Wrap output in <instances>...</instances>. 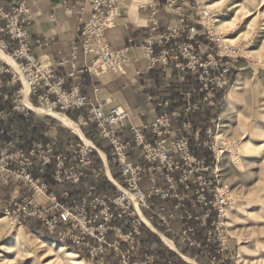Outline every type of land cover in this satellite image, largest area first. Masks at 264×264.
<instances>
[{"label":"built area","instance_id":"2783aa9c","mask_svg":"<svg viewBox=\"0 0 264 264\" xmlns=\"http://www.w3.org/2000/svg\"><path fill=\"white\" fill-rule=\"evenodd\" d=\"M88 2L91 15L78 37L83 53L92 57L60 76L30 50L26 0H0V50L18 67L0 58V187L8 192L0 196V209L17 225L35 219L57 242L75 247L92 259L113 255L115 264H158L144 248L142 225L148 227L125 190L134 195L145 216L147 198H173L176 217L183 223L179 230L182 239L189 247L211 255V264H222L219 255L225 238L217 218L228 195L219 185L216 164L226 150L225 143L217 137L219 119L197 122L196 115L203 106L212 109L220 90L231 85L232 62L241 48L221 42L212 34L209 27L215 15L197 1L177 4L166 0L162 8L176 22L156 35L158 23L151 18L143 53L147 70L165 73L169 79L173 73L178 75L173 89L170 83L166 85L165 94L156 101L162 112L151 123L135 127L122 107H107L106 102H93L81 93L83 75L119 70L129 51L128 46L111 50L106 40L108 27L122 13L117 0ZM151 7L153 17L158 9ZM75 56L73 50L71 59ZM65 79L73 82L68 89ZM23 81L30 86L28 98L36 106L61 112L87 110L88 115L79 116L78 124L93 123L97 142L108 144L111 165L121 177L113 178L121 189L107 176L117 190L99 191L96 181L81 189L94 163L93 152H97L82 140L72 143L65 139L60 149L54 139L25 143L18 129L8 131L9 116L32 112L22 104ZM125 128L131 132V140L118 135ZM96 157L105 171L98 152ZM147 218L152 224L153 220ZM199 228L202 233H198Z\"/></svg>","mask_w":264,"mask_h":264},{"label":"rangeland","instance_id":"374dc122","mask_svg":"<svg viewBox=\"0 0 264 264\" xmlns=\"http://www.w3.org/2000/svg\"><path fill=\"white\" fill-rule=\"evenodd\" d=\"M188 1H197L214 13L215 21L209 29L215 37L241 48L238 57L232 62L231 85L220 90L212 109L203 106L196 115L197 122L214 117L219 119L217 137L222 139L226 149L218 154L216 164L219 185L228 195L222 214L217 218L225 238L224 250L219 257L223 260L222 264H264V0ZM238 77L243 78L238 84L239 98L234 108L221 116L225 95L234 89ZM28 116L32 120V127H36L41 135L39 140L46 142L54 139L60 149L65 139L72 143L76 139L80 142L76 132L65 128L54 118V121L47 119L51 116H39L33 111ZM67 157L71 162L74 161L69 154ZM101 164V168L95 164L92 168L97 175L107 179L108 167L105 165L104 171L102 161ZM112 187L117 190V186L112 184ZM175 202L173 198L153 196L147 198L148 208L144 209L147 217L166 228L174 242L154 227L151 230L159 233L165 246L168 247L163 237L170 240L176 248L173 251L182 256L187 264H211V255L201 248L189 247L182 239L179 230L183 223L176 217ZM161 207L164 210L160 211ZM198 233H202L200 228ZM16 236L18 241H15ZM51 241L74 253V258L70 260L81 261L80 264H103L107 257L113 263L116 261L113 255L92 259L75 247L57 242L35 219H27L22 225H17L13 218L0 209V264H71L69 258L57 254L50 246ZM188 248L193 256L190 259L194 262L188 261L186 258L189 256L182 254Z\"/></svg>","mask_w":264,"mask_h":264},{"label":"crops","instance_id":"0c3cea01","mask_svg":"<svg viewBox=\"0 0 264 264\" xmlns=\"http://www.w3.org/2000/svg\"><path fill=\"white\" fill-rule=\"evenodd\" d=\"M175 1L181 4L188 0ZM165 2L166 0H117L122 13L108 27L106 40L111 50L128 46L127 61L117 71L82 76L83 95L93 102H106L107 107H122L129 115V123L139 128L151 123L162 112L156 107V101L165 94L166 85L170 83L169 88L173 89L178 75L173 73L169 79L170 76L165 73L147 70V60L143 53V46L150 33L148 27L151 18L158 23L156 35L176 22V18L162 8ZM26 3L25 27L30 50L37 59L52 66L58 75L66 76L73 66H81L92 57L83 53L78 37L82 24L91 15L88 0H26ZM151 6L158 9L153 17ZM185 11L188 13L189 8ZM73 50L76 52L75 59H71ZM155 50L157 53V49ZM72 83L70 79H65L64 87L68 89ZM76 111L77 123L79 116L85 118L88 115L87 110ZM81 128L94 132L97 140L93 123L80 126ZM118 135L122 140L132 139L127 128L120 130ZM104 145L109 148L107 143ZM135 151L136 149L131 150L132 153ZM3 190L0 187V196L6 195Z\"/></svg>","mask_w":264,"mask_h":264},{"label":"trees","instance_id":"16d2710c","mask_svg":"<svg viewBox=\"0 0 264 264\" xmlns=\"http://www.w3.org/2000/svg\"><path fill=\"white\" fill-rule=\"evenodd\" d=\"M76 110L68 109L64 111L63 113L66 114L69 118L76 121L77 120V114L74 112ZM209 116V112H207ZM47 119H50L52 121L53 118L47 117ZM33 123L31 118L29 116H24L20 113H13L11 116H9L6 127L8 131L12 132L15 129H18L22 134V141L25 143H31L33 141H37L41 139V135L39 136V133L37 132V128H33ZM85 137L95 143L97 147L105 152L107 154L108 160L110 162V169L113 177L116 180H120V174L119 172L111 165V158L109 154L108 147L104 144H100L97 142L96 138L94 137V132H91L90 130H87L86 128H81ZM90 129V127H89ZM77 140V139H76ZM202 155L201 153L198 154ZM93 158L94 163L93 165H98V167L101 166V161L99 158L96 157L95 151L93 152ZM96 181V182H95ZM95 182L97 188L99 191H109L111 190L112 186L111 183L105 178V176H101L100 174H96L94 168H91L89 172L86 175V178L82 181L80 184L81 189L85 187L86 184ZM152 225L160 232L163 233L166 237L171 238L170 234H168L165 229L161 226H159L155 221L152 222ZM31 229H34L32 226H29ZM36 230V229H35ZM142 234H143V242H144V248L152 253L155 257L156 263L158 264H187L179 255H177L173 250L169 249L167 246H165L160 238L156 235V233L151 232L148 228L142 225ZM42 235L48 237L46 233H42ZM183 255L189 256L188 258H192V254H190L189 249L182 251ZM170 259V260H169ZM103 264H115V262H112V259L110 257H107L103 260Z\"/></svg>","mask_w":264,"mask_h":264},{"label":"bare ground","instance_id":"6f19581e","mask_svg":"<svg viewBox=\"0 0 264 264\" xmlns=\"http://www.w3.org/2000/svg\"><path fill=\"white\" fill-rule=\"evenodd\" d=\"M0 58H2L4 61H6L8 64H10L11 66H13L14 68H16L18 70L17 64L7 54H5L4 52H2V50H0ZM242 79L243 78L238 77L235 80V82H234V89L229 90L226 93V95H225V101H224V103L222 105L221 116H223L224 113L227 112L228 110H231V109L234 108V105H235L236 101L239 98V87H238V84H239V81L242 80ZM23 88H24L23 89V91H24L23 92L24 98L22 99V104L27 109L32 110L34 113H36L39 116H41V115L42 116H51L52 118H54L57 121H59L61 123V125L64 126L65 128H68V129L72 130L73 132H76L77 133V137L80 140H82L85 143V145L90 146V147H93V148H95L97 150L100 158L105 163L104 165H106V167H108V162L106 160V155L104 154V152H102L99 149H97L94 146V144L89 139L85 138V136L83 135V133H82V131L80 129V126H79V124L77 122L73 121L72 119H70L68 116H66L64 113H62L60 111H55V110L50 109L49 107H46V106H36V105L32 104L30 102L29 98H28V94L30 92V86L25 81H23ZM106 176L109 178V180H111V182H113L117 187H119L121 189V186L117 183V181L111 175L109 167L106 170ZM125 194L133 202V204L135 206V210H136L137 214L139 215L138 211L140 210V208L138 206L137 199L134 197V195L131 192H128V191L125 190ZM141 216H142V219L143 220L141 218H140V220H142L150 230L151 229L154 230L155 227L147 220L148 218L145 216L147 218L146 219L143 216L142 213H141ZM152 232H154V231H152ZM154 233H156L157 235H159L158 232H154ZM163 240L168 245L169 248H171L172 250H176V248L174 247L173 243L170 240H168L165 237H163ZM15 241H18V236L15 237ZM50 244H51L50 246L57 252V254L63 255L64 257L69 258V260L71 258H74V256H75L74 253H72L71 251H68L65 246L60 245V244H56V242H54V241H51ZM186 259L188 261H190V262H194L190 258H186ZM70 262H71V264H75V263H78V262L80 264L81 261H71L70 260Z\"/></svg>","mask_w":264,"mask_h":264}]
</instances>
